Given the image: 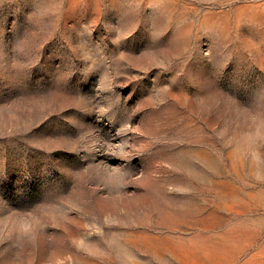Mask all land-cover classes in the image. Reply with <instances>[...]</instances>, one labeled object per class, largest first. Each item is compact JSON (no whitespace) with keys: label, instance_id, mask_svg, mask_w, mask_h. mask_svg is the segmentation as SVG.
<instances>
[{"label":"rangeland","instance_id":"obj_1","mask_svg":"<svg viewBox=\"0 0 264 264\" xmlns=\"http://www.w3.org/2000/svg\"><path fill=\"white\" fill-rule=\"evenodd\" d=\"M247 242L264 264V0H0V264Z\"/></svg>","mask_w":264,"mask_h":264},{"label":"bare ground","instance_id":"obj_2","mask_svg":"<svg viewBox=\"0 0 264 264\" xmlns=\"http://www.w3.org/2000/svg\"><path fill=\"white\" fill-rule=\"evenodd\" d=\"M198 177H202V175H199ZM210 182H216V181H211V180H209ZM216 198L218 199V201H220V198L218 197V195H216ZM241 201H242V198H241ZM213 204L216 206V207H219L218 206V203L217 202H215V201H213ZM191 205H194V201L191 203ZM191 205H188V206H191ZM197 209L199 210V209H201V204H197ZM243 213H245V214H249V212H251L252 210H253V207H252V205H249V204H244L243 205ZM248 222V221H247ZM250 223V222H249ZM237 226V225H236ZM246 226H248V225H246ZM243 227V226H242ZM232 228V227H231ZM235 228V227H234ZM240 229V228H239ZM241 232V231H240ZM234 233V232H233ZM223 239V241H225L224 243L226 244V242L228 243V241H233V236L232 235H230V236H227V235H223V236H221V240ZM235 239V238H234ZM221 242V241H220ZM230 245H231V243H230ZM250 246V243L249 242H247V243H243V244H241L240 246H237V247H232L231 248V250H232V254H231V256H230V260L229 261H227V262H223V263H221V264H233L235 261H236V259H237V257L238 256H240V254L241 253H243V252H245L246 250H247V248ZM227 247V246H226ZM223 249V248H222ZM224 250V249H223ZM264 251V250H263ZM259 252H261V249L259 250ZM220 255V254H219ZM220 256H222V255H220ZM254 260V259H253ZM253 260L251 261V262H253ZM251 262H249V263H251ZM248 262H245L244 264H249Z\"/></svg>","mask_w":264,"mask_h":264}]
</instances>
